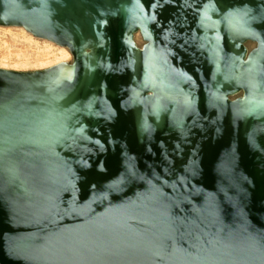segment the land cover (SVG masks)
I'll use <instances>...</instances> for the list:
<instances>
[{
  "label": "water",
  "instance_id": "95a60500",
  "mask_svg": "<svg viewBox=\"0 0 264 264\" xmlns=\"http://www.w3.org/2000/svg\"><path fill=\"white\" fill-rule=\"evenodd\" d=\"M0 27L72 57L0 69V264H264V0H0Z\"/></svg>",
  "mask_w": 264,
  "mask_h": 264
},
{
  "label": "rangeland",
  "instance_id": "374dc122",
  "mask_svg": "<svg viewBox=\"0 0 264 264\" xmlns=\"http://www.w3.org/2000/svg\"><path fill=\"white\" fill-rule=\"evenodd\" d=\"M135 42L139 48L143 45V41L141 40L138 34L135 35ZM46 45L50 47L49 56H48L50 63L42 66L29 65L26 67H23L20 64V61L24 58H28L29 60H32L34 55L38 54L39 53L38 51L43 50V48ZM246 46L248 50H251L255 47V45L251 43L247 44ZM58 47L59 46H56L51 42L33 37L32 35H30L21 28L0 27V69L19 71V72H26V71L30 72V71L50 68L60 63L66 62L67 64H70L72 60L70 54H69L70 58L67 60H64L59 63H56L54 61L53 56L59 53L58 49L60 47L59 48Z\"/></svg>",
  "mask_w": 264,
  "mask_h": 264
},
{
  "label": "bare ground",
  "instance_id": "6f19581e",
  "mask_svg": "<svg viewBox=\"0 0 264 264\" xmlns=\"http://www.w3.org/2000/svg\"><path fill=\"white\" fill-rule=\"evenodd\" d=\"M49 46L46 45L43 50L38 51L39 53L34 55V57L32 58V60H29L28 58H24L20 61V64L23 67L29 66V65H36V66H42V65H46L48 63H50V60L48 58L49 56ZM59 48V47H58ZM58 54L53 56L54 57V61L56 63L62 62L64 60H67L70 58L69 53L65 50L62 49L61 47L58 49ZM55 63V64H56Z\"/></svg>",
  "mask_w": 264,
  "mask_h": 264
}]
</instances>
